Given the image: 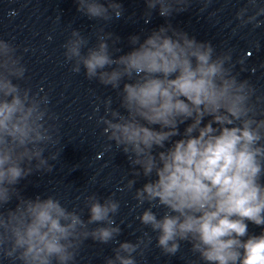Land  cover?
<instances>
[{
  "label": "clouds",
  "instance_id": "9594fccd",
  "mask_svg": "<svg viewBox=\"0 0 264 264\" xmlns=\"http://www.w3.org/2000/svg\"><path fill=\"white\" fill-rule=\"evenodd\" d=\"M190 2L145 0V19L153 11L167 19L187 11ZM76 4L91 20L109 22L124 12L118 0ZM261 16L260 0H247L236 13L241 26L254 28ZM128 39L131 50L115 56L121 49L113 33L101 28L96 45L87 47L73 29L63 47L74 72L83 67L89 80L118 90L119 109L106 100L97 123L107 147L114 143L133 175L147 178L135 191L139 205L149 204L141 224L157 233L156 246L166 255L187 242L203 264H264V108L255 88L232 72L229 53H217L211 41L171 23ZM26 71L17 47L0 39V256L14 264H74L85 240H116L121 229L112 217L120 205L90 195L84 220L53 196L22 194L21 181L53 170L49 161L58 154H44L59 143L47 96L20 83ZM134 184L130 179L126 187ZM153 208L166 211L157 216ZM249 223L261 232L250 233ZM143 244L118 242L105 264H136L133 254Z\"/></svg>",
  "mask_w": 264,
  "mask_h": 264
}]
</instances>
